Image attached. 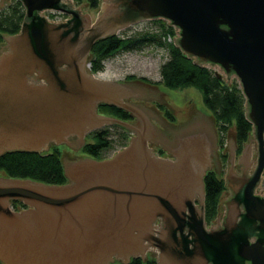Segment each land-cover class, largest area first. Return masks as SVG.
<instances>
[{
	"label": "water",
	"instance_id": "1",
	"mask_svg": "<svg viewBox=\"0 0 264 264\" xmlns=\"http://www.w3.org/2000/svg\"><path fill=\"white\" fill-rule=\"evenodd\" d=\"M19 1L25 21L4 37L0 54V155L83 142L88 130L113 121L96 113L100 102L130 111L143 126L113 157L63 164L64 184L0 177V261L128 263L152 251L156 264H264V194L255 192L264 172V0H102L92 23L70 7L72 0ZM6 3L0 0V8ZM43 10L70 18L51 22L38 14ZM152 19L166 20L175 28V46L228 83L235 79L245 98L256 166L249 174L251 143L241 152V174L230 160L224 185L231 196L222 202V222L210 228L203 175L217 133L200 92L156 87L175 117L172 124L162 110L159 120L150 104L134 105L133 86L102 80L87 68L97 40ZM193 123L201 129L184 137ZM150 124L173 143L172 159L148 145ZM172 132L184 138L177 142ZM12 201L26 207L15 210Z\"/></svg>",
	"mask_w": 264,
	"mask_h": 264
},
{
	"label": "trees",
	"instance_id": "2",
	"mask_svg": "<svg viewBox=\"0 0 264 264\" xmlns=\"http://www.w3.org/2000/svg\"><path fill=\"white\" fill-rule=\"evenodd\" d=\"M73 1L84 2L91 8H98L100 2V0ZM24 15V7L19 0H12L0 10V43L3 35L19 31ZM156 22L160 24L159 33L114 34L97 40L88 57L91 73L102 71L104 60L120 50H131L145 44L167 47L168 58L159 67L160 80L153 82L144 78L146 82L160 84L167 89L191 86L199 90L203 105L210 112L218 131L219 146H223V139L232 128L239 152L250 135L251 124L245 117V98L238 83L236 80L228 83L221 75L217 76L213 69L195 64L173 42L161 40L162 35L174 34L175 28L163 19H158ZM99 111L112 114L115 110L107 105H100ZM108 131V128H104L92 132L90 135L94 139L83 145L81 148L83 154L94 159L102 158L109 146ZM118 137L122 144L127 139L125 133L119 132ZM226 158L227 153L223 151L222 162H225ZM0 175L8 178L30 179L45 184L61 185L68 181L64 174L60 146L57 145H52L47 152L8 151L3 153L0 155ZM204 187L205 211L209 220L214 217L218 209L219 196L225 190V185L221 176L208 171L204 176ZM12 206L16 209L25 207L20 201H12ZM0 264L3 263L0 261ZM112 264H156V261L153 256H150L146 260L138 257L130 259L128 263L113 262Z\"/></svg>",
	"mask_w": 264,
	"mask_h": 264
},
{
	"label": "flooded vegetation",
	"instance_id": "3",
	"mask_svg": "<svg viewBox=\"0 0 264 264\" xmlns=\"http://www.w3.org/2000/svg\"><path fill=\"white\" fill-rule=\"evenodd\" d=\"M11 1L12 0H10V2ZM101 3H102V0L100 2V5H101ZM8 4L6 3L5 5H3V7H1L0 10L2 8H4ZM100 5H99V7L97 9V8L89 7L84 2L76 3L74 1H72V4L70 5V7H72V8H80L81 11H82V14H88L90 16V20H91V23H92L95 20V18L97 16V13L99 12ZM92 10L93 11L96 10L95 17H92L91 14H90V11H92ZM38 14H40L41 16H44L47 20H49L51 22H55V23H65L70 18V14L65 13L63 11H57V10H43L42 12H40ZM153 20L154 19H152V21ZM155 20H158V19H155ZM24 21H25V16H24V19H23L22 23ZM22 23H21V25H22ZM117 34H120V31ZM6 36H8V35H3V42L0 43V45H1L0 46V54L2 53V50H5L6 42L4 40V37H6ZM88 57H89V54H88ZM87 68L90 70V62L88 64ZM121 83L133 86L134 88L137 89L138 95L136 97H130V99L131 100H135L136 104H134V105H136L138 107H141V108H143V106H142L143 104L142 103L150 104L149 105L150 109H152V111H154L156 113V115H157V117L155 115H153L154 118H157L159 120L161 119L160 116L158 117V113L161 112L160 107L164 108L163 110H165V114L166 113H171L168 104L167 103L164 104V103L160 102L159 99H158V96L156 94L157 93L156 92V89H157L156 87L158 85L146 82V80L144 79V76L131 77V78L125 76L124 80L121 81ZM100 105H107V107L113 108L115 111L112 114L103 113V112L99 111L100 110ZM165 107H166V109H165ZM120 109L123 110L124 112L121 111ZM96 113L101 115V116H104L105 119L108 118V119H111L113 121H111L109 123H107V122L103 123L102 125H100V126H98L96 128H92V129L88 130L87 133L84 136V141L83 142L78 143L79 142L78 140H77V142H75V144L77 145V149H79V150L85 144L86 137L90 136V134L92 132H94L95 130L108 128V130H109L108 134L110 136L107 137V139L109 140V146L107 147V150H109V149L111 150L112 148H114L113 147L114 145L117 146L118 144L114 143V141H117L120 144V146L118 145L119 146L118 150H117V152H118L119 150H121L123 147H125L129 143L130 139L135 135L136 131L140 130L142 128V126H143L141 120L136 115H134L130 111H127V110H125L123 108H120V107H118V106H116L115 104H112V103H107V102L98 103L97 107H96ZM149 116L151 118V115H149ZM163 118L164 117H162V119ZM116 120L128 123L129 125H131V127L121 125L120 123L116 122ZM148 121L150 122L149 118H148ZM150 125L152 126L153 134L151 136V139L148 140V145L154 150L156 155L162 156V157H167L168 156V158H173V154L171 153V145L173 143L168 141L164 136L157 134L155 130L158 129V128H156V126H154L153 124H150ZM197 125H198V123H193L192 125H190V127L187 130L185 129V131H184L185 134L186 133H191V134H186V136H184V137L192 135V132H194L196 130L198 131L199 129H201ZM213 127L215 128L214 125H213ZM115 128L116 129H121L122 131H124V133L128 134L127 135V139L124 141L123 144H121V142H119V140H118L119 137H118V135L116 133ZM166 129H170L171 130L172 128L170 126H167ZM181 134L182 133H180V132L177 133V134L172 132L171 136L175 135V137H176L175 141L179 142L180 140H182L184 138L183 135H181ZM91 139H94V138L92 137ZM233 141H234V146L232 148L233 154H232V156H230V154H229L230 157L226 158L227 160H229L228 163H230V160H232L233 163H234L233 164L234 165V170L237 173L241 174L244 171V168H246V165L243 162H239V159L241 157V152L245 148L246 144L251 143V148H253L252 149V155H251L252 162L250 163V165H249L250 167H249V169L247 171H248L249 174L252 173L254 168H255V166H256V153H257V151H256V141L252 139L251 132H250V135L248 136L247 140L242 144L241 149H240L239 152L237 151V145L235 143L234 137H233ZM212 144H213V146H212L213 149L215 150V148H216V153L213 156V158H211L209 160V164L206 166V169L204 171L205 173L203 175V183H204V176H205L206 172H208V171L215 172V171L218 170V171H220V174H222L223 178H224L225 177V173H226V169H227V167L225 168L224 171L222 169L221 155H222L223 152H220V150H219L220 149L219 148V141H218V138H217L216 134L214 135V141L212 142ZM65 145L68 146V147L73 148L72 147V142L71 143H67ZM103 155H105V154H103ZM214 157H215V159H214ZM100 159H103V157L100 158ZM104 159H106V158H104ZM261 182H262V179H261V181H260V183L258 185V188L255 191L256 194H258V195H263L259 191V187L261 185ZM221 195H222V197L219 200L218 209H217L214 217L212 218L213 220L209 219V220H212V221L209 222V220L207 219V216H206V211H205V190H204L203 214H204L205 226L207 228L215 226L218 223H221L222 220H223V216H224V212H225V205L222 202L227 201L228 198L230 199L231 193H230L229 188L225 186V190L223 191V193ZM11 204H12V202H11ZM194 204L197 207H200V205H199L200 203H199V199L198 198L194 199ZM25 207H20V208L16 209V208H14L12 206V208L15 209V210H20V209L25 208ZM220 209H222V210H220ZM157 223H159L158 220H157ZM148 252H150V254H151L150 256H153L155 258V260H156V256H155L156 254L154 252H152V251H148Z\"/></svg>",
	"mask_w": 264,
	"mask_h": 264
},
{
	"label": "rangeland",
	"instance_id": "4",
	"mask_svg": "<svg viewBox=\"0 0 264 264\" xmlns=\"http://www.w3.org/2000/svg\"><path fill=\"white\" fill-rule=\"evenodd\" d=\"M96 10L90 11V14L92 17H95ZM159 28H160V24L157 23L156 20H153V21L152 20H144V21H141L139 23L130 25L125 30L120 31V34L136 35V34H141L143 32L159 33L160 32V31L158 32ZM175 34L176 33L169 34L166 36L162 35L160 38L164 42H173V38H174ZM2 42H3V40H2ZM2 51H4V50H2ZM167 58H168L167 47L156 46L154 44H145L139 48H134L131 50H120V51L116 52L113 56L104 60L102 71L97 72V73H93V74H95V76H97L98 78H100L102 80L104 79V80H110V81H123L125 76H127L129 78L144 76V78L148 79L149 81L157 82L158 80H160L159 67L165 60H167ZM213 71L215 72V69H213ZM233 80L235 81V79H233ZM157 85H160V84H157ZM160 86H162V85H160ZM185 88L186 87L179 88V89H169V90L179 91V90H183ZM160 109L163 111V117L164 118H166L171 123L175 122V117L172 113H169V114L166 113L165 114V110H163L164 108L160 107ZM165 109H166V107H165ZM231 129L232 128L229 129L227 135L223 139V142H222L223 146H221V147L219 146L220 152H223V151L226 152L228 158L230 156H232L231 152H232V148L234 146L233 130L231 131ZM115 130H116L117 135L119 134V132H120V134L124 133V131H122L121 129L115 128ZM215 130H216L217 137L219 140V134H218L216 127H215ZM125 135L127 137L128 134L125 133ZM91 138H92L91 135L87 136L85 139L86 142L91 141L92 140ZM114 143L118 144L120 146V144L117 141H114ZM118 145L117 146L114 145L113 146L114 148H112L111 150L110 149L107 150L105 152V155L102 156L103 159L107 158V157L108 158L113 157L117 153V150L119 147ZM57 146H60V152H61V158H62L63 164H68L71 161L89 157V156H86L85 154H83L81 149L80 150L77 149V145L72 146L73 148L68 147L66 145H57ZM51 147L52 146H50L47 150L42 151V152L49 151L51 149ZM250 149L252 151L253 148H250ZM229 154H230V156H229ZM160 157H162V156H160ZM89 158H91V157H89ZM164 158H168V156L164 157ZM170 159H172V158H170ZM228 162H229V160H227V159L225 162H222L223 171L225 170L227 165L230 164ZM215 173L217 176H219V177L221 176V178H223V175L220 174V171H215ZM0 177H6V176L0 175ZM261 178H262L261 184H262V187L264 188V172H263ZM224 181H225V179L223 178V182ZM204 190H205V187H204ZM222 193L223 192H221V194ZM221 194L219 196V199L222 197ZM220 210H222V209H220ZM212 220H209V222ZM146 258H148V256H146L142 260H146ZM117 262L121 263L120 261H117Z\"/></svg>",
	"mask_w": 264,
	"mask_h": 264
},
{
	"label": "built area",
	"instance_id": "5",
	"mask_svg": "<svg viewBox=\"0 0 264 264\" xmlns=\"http://www.w3.org/2000/svg\"><path fill=\"white\" fill-rule=\"evenodd\" d=\"M259 191H260L262 194H264V188L262 187V184H261L260 187H259Z\"/></svg>",
	"mask_w": 264,
	"mask_h": 264
}]
</instances>
